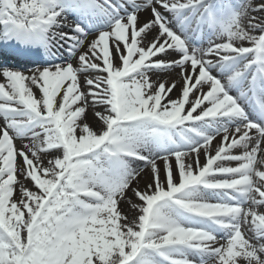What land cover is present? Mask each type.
Masks as SVG:
<instances>
[{
	"label": "snow or ice",
	"instance_id": "1",
	"mask_svg": "<svg viewBox=\"0 0 264 264\" xmlns=\"http://www.w3.org/2000/svg\"><path fill=\"white\" fill-rule=\"evenodd\" d=\"M262 207L264 0H0V264H264Z\"/></svg>",
	"mask_w": 264,
	"mask_h": 264
},
{
	"label": "bare ground",
	"instance_id": "2",
	"mask_svg": "<svg viewBox=\"0 0 264 264\" xmlns=\"http://www.w3.org/2000/svg\"><path fill=\"white\" fill-rule=\"evenodd\" d=\"M149 14L147 12L145 13H142L141 15V21L143 22L144 20H146L148 18ZM155 35V33H152L148 39H151L152 36ZM92 39V36H89V40ZM145 43H147V41H145ZM72 63L74 66H76L77 62L75 59L72 60ZM29 69V68H27ZM27 69H24V70H27ZM163 78H166L168 79L169 81L173 80V79H177V76H176V73L173 72V73H170L168 74L167 76L163 77ZM152 79L153 80H156L157 79V76L155 74L152 75ZM81 82H82V85H83V77H81ZM179 93V81H178V86H177V89L171 94V98L172 99H175L176 96L178 95ZM97 111H103L102 108H97L96 109ZM86 121L89 123V125L93 128V129H96V130H99V128L101 127V123L100 121L94 116V110L92 107H89L88 108V111H87V115H86ZM30 143L29 140L27 139H17L16 140V146L17 148L18 147H21L23 144H28ZM219 143V137L217 138L216 141L213 142V147ZM203 159V154H201V160ZM158 164L161 166V168L163 167V163L162 161H158ZM134 167H142L143 165L142 164H137V165H133ZM148 182V179H147V170L145 171V174L141 177L140 179V188L143 189L145 184ZM135 186V185H134ZM129 196H131V192L129 193ZM121 209L122 211H124L126 214H128L129 216H131L132 214L129 213V205L127 203H121ZM259 211L261 212H264V207L262 208H259L258 209ZM209 264H211V262H209Z\"/></svg>",
	"mask_w": 264,
	"mask_h": 264
},
{
	"label": "rangeland",
	"instance_id": "3",
	"mask_svg": "<svg viewBox=\"0 0 264 264\" xmlns=\"http://www.w3.org/2000/svg\"><path fill=\"white\" fill-rule=\"evenodd\" d=\"M215 146H216V145H215ZM215 146H214V147H215ZM18 148H20V147H18ZM201 162H203V159L201 160Z\"/></svg>",
	"mask_w": 264,
	"mask_h": 264
}]
</instances>
